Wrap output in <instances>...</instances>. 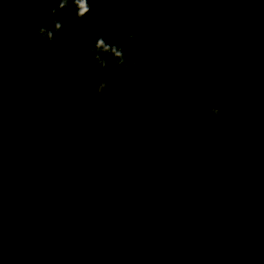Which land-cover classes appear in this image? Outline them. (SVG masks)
Segmentation results:
<instances>
[{
    "label": "flooded vegetation",
    "instance_id": "flooded-vegetation-1",
    "mask_svg": "<svg viewBox=\"0 0 264 264\" xmlns=\"http://www.w3.org/2000/svg\"><path fill=\"white\" fill-rule=\"evenodd\" d=\"M232 1L234 4L229 2L227 5L223 0H171L172 32L163 52L148 70L143 90L150 104L153 131L170 136L172 134L167 129L170 124L178 136L172 141H162L170 143L171 148L151 145L144 159L135 167L134 181L146 188L152 182V175L146 174V169L161 167L167 173L164 180L167 190L161 202H150L128 211L129 216L147 218L143 224H138V220L132 217L116 222L118 239H131L129 243L133 248L152 250L176 246L181 251L200 250L206 246L208 235H213L222 255L249 264H264V233H259L264 225L254 228L252 231H257L253 234L252 231H242V234L233 236V211L227 199L229 195L238 198L244 174L248 175L241 147L258 152L264 161V131L248 127L243 120L254 102L263 97L264 0ZM43 2L48 4V0ZM117 2L125 7V12L122 7L113 9L109 0H96L85 15L81 29L86 30V43L93 46L92 49L85 43L81 52L74 51L70 42L65 43L72 56H81L89 64L88 68L94 71L93 65L101 67L93 59L91 51L96 40L91 34L93 31L97 37L122 49L125 54L126 66L116 64L111 53H100L108 62L106 68H101L104 72H112L114 67L127 68L133 56L152 54L165 36L167 13L166 27L163 32H158L161 39L155 41L158 42L155 46L151 34L146 40L138 37L139 30L147 27V20L142 18L138 9L130 11L133 5L129 0ZM49 4L56 5V2ZM0 7L11 8L15 16L33 21L34 26L39 24L38 20L41 21L26 0H0ZM28 10L31 12L29 15ZM133 33L136 38L130 39ZM201 44H206L210 50L202 49ZM207 59L213 60L214 64L205 67L203 62ZM213 71L215 74L210 75ZM218 71L221 77L216 75ZM190 72L199 73L198 79L202 80L189 77ZM107 76L114 77L112 74ZM209 81L217 84L218 91L224 90L228 95L211 92ZM241 85H253L255 89L249 93L239 87L234 88ZM10 102L14 107L0 100V186L3 187L14 166L26 154L25 146L42 141L45 150L53 154L59 153L63 146L60 132L53 142L51 135L44 138L47 136L45 132L53 135L55 127L49 129L47 123L24 116L14 100ZM212 107L220 110L218 116L212 113ZM160 116L166 121V127L160 122ZM75 154L76 150H72L52 164L38 155L26 161L30 175L22 179L21 188L31 190L32 195L23 214L13 213V216H18L20 231L27 224V219L32 221L37 210L36 201L39 204L57 181L62 184L74 169L75 172L79 169ZM39 181H44V184L37 186ZM238 184L239 187L235 188ZM216 196L220 197L219 201ZM114 202V206H119L120 200ZM119 209L111 208L114 212L111 219L119 215ZM0 230L7 234V231ZM9 230L15 232L14 227ZM27 234L24 237L20 234L17 238V243L26 252ZM20 254L15 257H20Z\"/></svg>",
    "mask_w": 264,
    "mask_h": 264
},
{
    "label": "trees",
    "instance_id": "trees-1",
    "mask_svg": "<svg viewBox=\"0 0 264 264\" xmlns=\"http://www.w3.org/2000/svg\"><path fill=\"white\" fill-rule=\"evenodd\" d=\"M33 1L42 13L53 20H63L77 11V7L72 0H69L65 8H59V0H48V4H45L43 2L44 0ZM129 1L133 5L130 11L137 8L142 18L147 20V27L139 30L138 37L146 40L151 34L152 43L156 46L158 42L155 41H160L161 39V35H159L158 32H163L166 27L165 1ZM50 2H56V5L49 4ZM109 2H111L112 6H110L113 9L117 10L122 7V11L125 12V7L121 6L117 0H109ZM223 2L227 5H229V2L234 4L232 0H223ZM54 8L57 9L58 15H53L51 10ZM29 14H31V12L28 10L27 15ZM84 17L77 19L71 24L62 26L59 31H55L54 39L49 40L46 36L40 35L38 29L40 27H47L50 30H54L53 26L44 24L39 20V24L34 26L33 21H28L25 17L15 16L11 8L0 7V36L54 57L68 59L69 61H74V63L78 65L88 67L89 64L85 59L80 58L81 56H72V53L69 51L70 47L65 44L70 42L74 51H82V47L87 40L86 30L81 29V23L84 21ZM91 34L97 39V33L95 31L91 32ZM201 46L202 49L210 50L206 44H201ZM88 47L90 49L93 48V46L90 45H88ZM143 48L147 49L148 46H143ZM177 52L179 53V51ZM150 54L151 53L146 56L143 54L133 56L131 57L133 61H128L129 65L127 68L118 69L114 67L115 70L112 72H104L96 65H93V68H95L98 73L104 75L112 74L116 79L121 81H130L136 77L142 64ZM76 59L77 62L80 63H77ZM193 61L195 62V58ZM203 63L205 67L209 64H214L213 60L208 59ZM213 74H215V71L210 72V75ZM199 75V73L190 72L189 77L197 78L196 81L202 80L198 79ZM216 75L221 77L219 71ZM209 84L211 92L220 95H228L224 90L218 91L216 89L217 84L214 85L213 82L210 83V81ZM235 87H239L249 93L255 89L253 85L234 86V88ZM262 93L263 97L259 98L260 101L258 99L254 102L255 105L247 111L246 118L243 120L248 127L264 131V88ZM141 96L149 115V135L151 140L148 141L135 167L144 159L151 145L171 148L173 146L170 143L165 144V142L163 143L162 141H172L178 136L173 126L170 124L167 126V129L170 130L169 134H172L170 136L161 135L163 132L160 131H153L152 113L150 104L145 98L144 90ZM0 100L5 102V104L8 103L7 105H11L12 107L14 106L10 101L14 100L13 103L20 108L24 116L34 117L47 123L49 129L55 127L57 132L55 130L53 135L49 132H45L47 136L44 138H50L51 135L53 142L56 134L60 132L62 133L61 141L63 144V146L59 148V153L57 154L46 151L42 141H38L31 145L28 144L25 146L26 154L24 157L14 166L4 187L0 186V229L7 231V234H4L0 230V259H10L16 258L15 256L19 252H21L20 257L25 255L26 251L17 243L18 236L22 234L24 237V234L28 233L27 236L29 237L32 223L42 205L48 200L51 194L61 186V182L57 181L56 185L50 189V192L45 195L39 204L36 201L37 210L32 216V221L27 219V224L20 231L18 229L19 223H17L18 216H13V213L17 211L19 214L20 212L23 214L25 207L30 203V196L32 195L30 192L31 190L21 188L22 179L30 175L26 161L38 155L40 159L52 164L59 161L62 156L72 152V150H76L74 157L79 164V169H77L76 172L74 169L65 179L67 181L80 170L90 163L95 162L113 148L131 126L132 118L125 111L112 106L41 94L3 83H0ZM173 105L174 104L171 103V106ZM161 117L162 116L159 117V120L160 122L162 121L163 127H166V121ZM177 127L179 128V125ZM40 139L43 140V138ZM241 150L245 162L247 161L246 167L248 168V175L244 174L245 178L241 183L238 198L232 195L227 196L228 202L232 206L231 210L233 211V236L242 234V231L248 233L254 228L264 225V161L260 159L258 152L254 150H248L244 147H241ZM12 167L13 166H11V168ZM135 167H133L131 172L121 183L93 202L82 207L74 214L68 216L51 231L47 240V249L53 261L57 264H113L121 261L162 255L194 254L218 258L234 264H249L243 260L222 255L217 249V238L213 235H208L205 239L206 246H202L200 250L184 251L175 248L176 246H174L173 249L154 248L152 250H145L140 247L133 248L129 243L131 239H118L115 233L116 222L120 220L127 221V219L132 217L138 220V224H143L144 220L147 218L145 219L140 215L129 216L128 211L139 209L147 203L150 204V202H161L167 190V186L164 183L167 173L164 172L161 167L153 166L152 168L146 169V174L152 175V182L149 183L147 188L134 181L132 176ZM154 170H156L155 173ZM43 182L39 181L37 186L43 185ZM46 184L47 183H45V185ZM237 187H239V184L235 188ZM122 196H124L125 199L122 198ZM216 199L219 201L220 197L216 196ZM115 200H120L119 206L113 205ZM234 200L235 203L233 205ZM119 207V215L111 219L110 216L114 213L111 208L117 209ZM10 227H14L17 233L13 230H9ZM259 230L260 235L261 232L264 233V228ZM255 231L257 230L251 233L253 234ZM224 233L228 234L229 231H224ZM222 238L225 237H221L220 239Z\"/></svg>",
    "mask_w": 264,
    "mask_h": 264
},
{
    "label": "water",
    "instance_id": "water-1",
    "mask_svg": "<svg viewBox=\"0 0 264 264\" xmlns=\"http://www.w3.org/2000/svg\"><path fill=\"white\" fill-rule=\"evenodd\" d=\"M96 0L87 3L91 8ZM36 16L49 26L53 19L42 14L31 0H26ZM167 30L161 44L144 62L133 80L121 81L102 75L68 59L46 54L0 36V83L61 98L112 106L128 113L132 123L122 139L106 154L76 173L51 194L42 205L28 237L24 256L0 259V264H57L50 257L47 240L51 231L68 216L117 186L137 164L151 137L149 115L142 100L146 75L163 52L172 32L171 0H165ZM77 12V11H76ZM74 12L59 20L63 25L76 21ZM107 86L97 95V86ZM113 264H234L222 259L194 254H173L132 259Z\"/></svg>",
    "mask_w": 264,
    "mask_h": 264
},
{
    "label": "clouds",
    "instance_id": "clouds-1",
    "mask_svg": "<svg viewBox=\"0 0 264 264\" xmlns=\"http://www.w3.org/2000/svg\"><path fill=\"white\" fill-rule=\"evenodd\" d=\"M72 2L75 3V5L77 7V12H76L77 17H84L90 11V7L87 3V0H72ZM68 3H69V0H59V8H65ZM51 11H52L53 15L59 14L57 9H55V8L52 9ZM88 27H91V25H89ZM61 28H62L61 22L59 20H56V21H53V29L54 30H50L47 27H40L38 29V32L40 35L46 36L49 40H52V39H54L55 31H59ZM135 38H136L135 33L130 34V39H135ZM91 51H93V59L99 63V65L102 69L106 68L108 66L107 60L103 59L100 55V53H102V52L103 53H111L116 58V61H115L116 64H118V65L119 64H125V66H126L125 54H124L123 50L118 48L115 45L107 44L102 37H97V39L95 40V43H94V49ZM106 86H107V82L102 81L97 86V89H96L97 95H100ZM211 111L214 115L218 116L220 114V110L218 108L212 107Z\"/></svg>",
    "mask_w": 264,
    "mask_h": 264
}]
</instances>
